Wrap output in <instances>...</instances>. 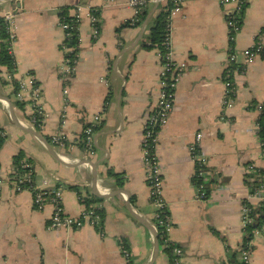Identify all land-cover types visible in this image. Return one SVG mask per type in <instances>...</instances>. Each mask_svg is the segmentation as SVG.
I'll use <instances>...</instances> for the list:
<instances>
[{
  "label": "crops",
  "instance_id": "obj_1",
  "mask_svg": "<svg viewBox=\"0 0 264 264\" xmlns=\"http://www.w3.org/2000/svg\"><path fill=\"white\" fill-rule=\"evenodd\" d=\"M16 2L0 1V15L14 11ZM18 2L12 45L16 71L11 75L0 66V127L6 132L0 175L7 180L15 155L22 153L33 165L37 185L46 180L48 188L61 189L66 213L79 216L85 206L81 198L97 200L102 232L89 223L48 228L52 207L37 209L30 190L16 191L7 180L0 191V264H128L121 244L133 264H171L153 227L140 145L159 91V51L146 47L147 34L164 3L135 13L125 0ZM65 7L68 15L79 8L78 42L73 44L78 58L66 94L59 79L64 40L59 21ZM229 7L220 0H186L170 17L172 56L186 66L175 88L174 108L158 132L156 151L172 223L168 236L182 247L185 264L240 260L236 252L245 236L240 213L247 192L243 167L253 163L264 170L258 133V107L264 106V36L262 51L243 64L244 49L264 28V0H247L233 41L225 21ZM91 13L97 17L95 37ZM230 47L239 69L232 75L233 106L224 112L223 73ZM29 72L47 113L41 127L31 121L30 106L15 95L14 81ZM97 112L94 152L89 153L78 137ZM60 130L68 137L64 147L50 141ZM198 132L199 154L206 169L216 174L201 200L195 198V160L188 149ZM251 241L249 264H264V232Z\"/></svg>",
  "mask_w": 264,
  "mask_h": 264
},
{
  "label": "built area",
  "instance_id": "obj_2",
  "mask_svg": "<svg viewBox=\"0 0 264 264\" xmlns=\"http://www.w3.org/2000/svg\"><path fill=\"white\" fill-rule=\"evenodd\" d=\"M7 1V0H0ZM16 9L4 11L0 15L5 25L8 36L6 42L8 50L13 54L12 45L15 41L14 32V19L17 14ZM186 0H125L126 5L130 6L138 12L141 8L150 4H160L171 2L172 7L169 11V21L171 15L178 11L182 3ZM221 4L230 5L225 11V21L228 30V38L233 41L235 35L241 26V17L245 8L247 0H220ZM78 7L73 14L70 15V20H64L60 18L59 24L64 31V40L61 42L60 47L63 52V62L59 71V79L63 84V93H67L68 84L70 78L74 72V67L78 58V51L75 45L68 43V38L71 36L69 28L71 24L76 23L79 20ZM91 25L93 30V36L98 34L97 17L94 14H90ZM134 18L131 19L133 24ZM264 36V28L259 30L256 35L255 42L244 49L245 60L243 64L251 63L257 55L263 49L262 38ZM230 52L227 57L225 69L223 73V82L225 86L224 95L222 98V109L226 112L233 106L235 99V84L232 80V75L239 69L237 53L230 47ZM160 70H159V91L158 96L150 111L147 113L145 122L143 124L142 136H141V162L145 170V178L149 188V197L152 205L154 206L153 213V227L155 228L157 237L162 240V247L164 249H170L171 251V264H185L184 251L182 247L169 239L168 233L171 228V219L169 211L166 206V202L162 195V170L157 155V136L159 130L165 125L167 119L174 108L175 102V88L177 82L181 78L185 70V63L176 61L172 56L171 44H170V22L168 25V33L165 39V51L160 54ZM16 71V69H15ZM14 71V72H15ZM103 80V79H102ZM15 95L17 100L27 104L31 108V121L38 127H41L46 119L47 113L41 103V90L36 83L34 75L32 73H26L18 80H15ZM262 109V106L258 107ZM100 113L97 112L93 116L91 123L84 126L81 135L78 137L79 142L83 148L93 153V134L94 124L98 123L100 119ZM0 135L6 137V132L0 127ZM202 134L200 132L195 134V138L192 143L189 144V152L195 160L194 175L201 177V183H193L195 187V198L205 199L206 189L205 183L208 182L213 175L206 169L205 158L200 156L199 141ZM50 141L58 146L64 147L67 145L68 137L63 130L56 132L50 136ZM261 151L264 156L263 141L260 139ZM243 174L245 176L246 196L241 204V223L243 229L246 232V227L252 224L257 218L258 213H255L259 208L264 206V172L260 168L256 167L253 163L245 164L243 167ZM35 173L32 163L23 158L20 161L19 166H13L12 172L8 177V181L12 184L16 191L28 189L32 192L33 205L37 209H42L46 205L52 207V211L48 220V228L50 229H71L80 227L85 223H89L95 228L101 231V218L99 211L101 206L99 203H91L88 206H84L79 216H72L66 213L62 206V192L59 187L48 188L46 186L47 181L43 180V185H37L35 183ZM0 175V191L7 181ZM253 211H255L253 213ZM264 217V216H263ZM264 232V219L263 221L252 230V236ZM121 251L125 257H128L129 253L123 244L120 245ZM252 241L246 243V247L241 250L240 260L245 264H249L250 253L252 250Z\"/></svg>",
  "mask_w": 264,
  "mask_h": 264
},
{
  "label": "trees",
  "instance_id": "obj_3",
  "mask_svg": "<svg viewBox=\"0 0 264 264\" xmlns=\"http://www.w3.org/2000/svg\"><path fill=\"white\" fill-rule=\"evenodd\" d=\"M171 7H172L171 2H166L160 6L159 11L154 18L153 25L151 26V28L147 34L146 47H151V48L155 47L158 49L160 54H163L165 51V39H166V36L168 33V25L170 22L169 21V11H170ZM67 10H68L67 7H65V8H62L60 11V16L64 20H70L71 19L70 15H68ZM241 21H242V17H241ZM127 23H129V22H127ZM135 23H136V21L133 24H135ZM70 26H71V28H69V30L72 34L68 38L67 41H68V43L73 45V44H76L78 42V36H77V32H76L74 24H71ZM7 36H8V33L6 32L5 25L3 24L2 20H0V66L5 67L7 69V71L9 72V74L12 75L16 69V62H15L13 54L11 52H9V50H8V45L6 42ZM105 106L106 105H103V109L105 108ZM258 125H259L258 133H259L260 139L263 141V148H264V106L262 107V110H261L260 115L258 117ZM4 139H5V137L0 135V148L4 142ZM23 158H25V157H24V155H22V153H18L17 155H15L13 165L16 167L19 166L20 161ZM261 171L264 172L263 169H261ZM193 181H194V183H201L202 178L198 177L197 175L196 176L194 175ZM212 182H213V178H210L208 180V182L205 183L206 196L208 194V191L210 189ZM79 195L81 198L80 193H79ZM81 199L85 203V206H88L91 203L98 202L97 200H90L87 198H85V199L81 198ZM254 212L255 211H253V213ZM255 213H258L259 216H257V218L255 219V221L252 224H249L246 227L245 236H244L243 242H242L238 252H236L237 254H239V253L241 254V250L246 247V243H248V241L252 240V238H253L252 230L255 227H257L263 221V219H264V217H263L264 216V206L259 208ZM99 215H100V218L102 219V209H100ZM157 240H158L159 244L162 245V240H160L159 237H157ZM124 247H125V245H124ZM164 250H166L168 252L169 259L171 262L172 256H171L170 249H164ZM236 253H235V255H236ZM126 258H127L128 264H133L129 255ZM235 264H245V263L241 260L235 259Z\"/></svg>",
  "mask_w": 264,
  "mask_h": 264
}]
</instances>
